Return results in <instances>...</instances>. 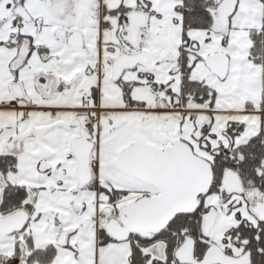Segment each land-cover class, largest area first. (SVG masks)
Segmentation results:
<instances>
[{
    "label": "snow or ice",
    "instance_id": "obj_1",
    "mask_svg": "<svg viewBox=\"0 0 264 264\" xmlns=\"http://www.w3.org/2000/svg\"><path fill=\"white\" fill-rule=\"evenodd\" d=\"M0 264H264V0H0Z\"/></svg>",
    "mask_w": 264,
    "mask_h": 264
}]
</instances>
